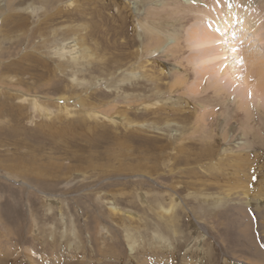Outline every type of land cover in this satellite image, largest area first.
<instances>
[{"label": "rangeland", "instance_id": "1", "mask_svg": "<svg viewBox=\"0 0 264 264\" xmlns=\"http://www.w3.org/2000/svg\"><path fill=\"white\" fill-rule=\"evenodd\" d=\"M217 1L0 0V264H264V0L223 79Z\"/></svg>", "mask_w": 264, "mask_h": 264}, {"label": "bare ground", "instance_id": "2", "mask_svg": "<svg viewBox=\"0 0 264 264\" xmlns=\"http://www.w3.org/2000/svg\"><path fill=\"white\" fill-rule=\"evenodd\" d=\"M188 1L191 2V0H188ZM221 2L222 1H220V2L217 1L215 4L213 3L214 4L213 9L216 10V11H212V8H211L208 12H206V11H205L206 13L203 12V14H204V18L207 19L210 22V25L215 28L214 32L213 31L212 32H208L207 36L204 37V46H207L208 51L212 52L211 53V55H213L212 59L213 60H218L219 59V62L215 65L214 72H212V73L216 74L217 76H219L221 74L220 79H223V78L227 77V73L229 72L227 69H225V62L220 60L221 57H223L224 55H220V54L215 53L213 51L216 50L217 48H219L218 44L220 43V40H221L222 36L224 34H226V33H230L231 30H234L233 29L234 25L239 23L241 25V27L245 26L244 25L243 16L246 15V14H249V13L251 14L252 12H251V10L246 12L243 8H244L245 5L249 4L248 6H250V4H252V3L250 2V0H236L235 3L232 0H223V2L222 3ZM240 3H242V4H240ZM250 8H251V6H250ZM196 16H199V14L196 15ZM249 30L253 31V28L249 27ZM235 51L236 50H233V53ZM249 58H248L247 63H246L247 67L250 66V65H253L252 61L249 60ZM204 63H206V62L204 61ZM240 63H242V62H240ZM247 70H248V68H247ZM250 72H251V70L249 69L248 70V73H249L248 75L251 74ZM256 72H259V70L256 71ZM256 75H257V78L255 80V85H253V84L252 85L255 86V88L258 91H260V93L264 94V84H262L261 82L260 83L258 82V80L260 79V77H259L260 76V72L258 74L256 73ZM243 106H244V104H243ZM246 106H248V105H246ZM34 107H35L36 111L39 114L44 109L36 101H34ZM113 210H116V209L113 208ZM168 211H170V210H168ZM242 232L243 233H247V230H242Z\"/></svg>", "mask_w": 264, "mask_h": 264}]
</instances>
